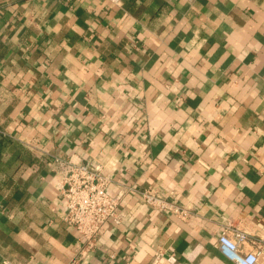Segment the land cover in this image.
Instances as JSON below:
<instances>
[{"label": "crops", "instance_id": "1", "mask_svg": "<svg viewBox=\"0 0 264 264\" xmlns=\"http://www.w3.org/2000/svg\"><path fill=\"white\" fill-rule=\"evenodd\" d=\"M0 131V264H264V0H0ZM55 157L125 191L83 256Z\"/></svg>", "mask_w": 264, "mask_h": 264}, {"label": "built area", "instance_id": "2", "mask_svg": "<svg viewBox=\"0 0 264 264\" xmlns=\"http://www.w3.org/2000/svg\"><path fill=\"white\" fill-rule=\"evenodd\" d=\"M110 1L117 5L121 3V0ZM53 170L60 176L59 186L64 198L60 217L74 230L80 244L79 253L83 256L96 246L99 232L105 223L121 221L118 207L125 191H115L111 188V175L99 164L87 165L71 158L55 157ZM133 189L134 187H127L129 191ZM140 196L155 209L169 211L183 219L187 216L185 209L167 200L164 194L152 188L140 190ZM246 239L244 231L227 223L221 226L216 245L219 251L235 264H256L259 251H244L243 244Z\"/></svg>", "mask_w": 264, "mask_h": 264}]
</instances>
